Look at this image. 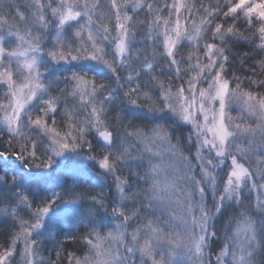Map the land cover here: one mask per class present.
<instances>
[{
	"label": "snow or ice",
	"instance_id": "snow-or-ice-1",
	"mask_svg": "<svg viewBox=\"0 0 264 264\" xmlns=\"http://www.w3.org/2000/svg\"><path fill=\"white\" fill-rule=\"evenodd\" d=\"M81 61L111 80L49 71ZM0 90V157L51 170L0 202L16 224L0 264L18 247L45 264L33 234L59 204L86 230L46 264H264V0H0ZM125 102L172 120L133 118ZM81 160L109 194L82 187ZM50 182L61 187L36 202Z\"/></svg>",
	"mask_w": 264,
	"mask_h": 264
},
{
	"label": "trees",
	"instance_id": "trees-1",
	"mask_svg": "<svg viewBox=\"0 0 264 264\" xmlns=\"http://www.w3.org/2000/svg\"><path fill=\"white\" fill-rule=\"evenodd\" d=\"M185 2L190 4L192 3L199 4L201 2L208 3L209 0H185ZM181 23H184V21L181 20ZM232 43L236 48H241V46H243V48L241 49L242 51L247 49V44L244 41L233 40ZM236 68L237 70H239V65H236ZM79 69L80 68L78 67L77 71ZM89 72L94 73L99 78L111 80V74L103 70H97V72H94L91 69L89 70ZM90 75L91 74H89V76ZM123 107L128 112V114H130L133 118H141L143 121L152 122L153 117H155L150 115V113L146 112L145 109L135 108L133 106L127 105L126 102L123 105ZM148 116L151 118H148ZM0 128H2L1 125ZM180 133L181 134L184 133L183 135L187 134V127L181 126ZM58 163L59 162H57V164L53 166L54 169H59L62 167L63 163H59V164ZM93 163L94 162L90 161L89 164L85 166L84 169L82 168L80 169V177H81L80 180L82 182V187L84 189L91 188L94 191H103L107 195L110 193V189L108 188V183L97 174V171L93 167ZM5 173H7V175H3ZM28 173H32L35 176L47 175L44 174L45 173L44 169H23L22 162L17 161L16 158L13 156H9L7 158L0 157V176H3V178L0 179V202L7 200L9 197H12L14 195L16 187H20L22 190H24L22 186L23 183L22 180L26 178ZM85 173L86 175L84 176ZM11 176H16L17 178L15 185L7 183V181L10 179ZM25 187H26L25 191H27L28 185H26ZM57 187L58 186H56V184L49 186L48 183L47 185L44 186L43 189H39V188L35 189L32 192V198L36 202H38L39 200L47 196H50L52 192L57 190ZM24 212L25 211L23 209L21 215L22 213L24 215ZM68 213H70V211ZM61 214L62 213H59L58 216ZM15 228H16V224L14 220L11 217H9L7 214L0 212V245L7 246V244L10 242V239L13 235ZM85 230H86L85 224L71 225L70 222L65 224L63 223L54 224L52 230H50L52 231V234L50 232L46 236V239L42 242L40 248V252L42 256L41 258H43L45 264L48 259H55L56 252L59 250L61 245L68 247V251L70 252L75 251L74 249L75 245L73 244L72 241L67 240L66 237L68 235L79 234L80 232H83ZM61 256L62 257L64 256L63 251H61ZM64 264H66V261L64 262Z\"/></svg>",
	"mask_w": 264,
	"mask_h": 264
},
{
	"label": "rangeland",
	"instance_id": "rangeland-1",
	"mask_svg": "<svg viewBox=\"0 0 264 264\" xmlns=\"http://www.w3.org/2000/svg\"><path fill=\"white\" fill-rule=\"evenodd\" d=\"M18 2H22V0H18ZM181 24H183V23H181ZM185 54H187V52H185ZM78 67L80 68L78 71L83 70V71L89 72V70L92 69L94 72H97V70H103V71L109 73V71L104 66L96 64L93 61L73 62L72 64H56V65H53L52 67H50L49 71H51L53 75L59 76V75L65 74L67 72H70L72 70L77 71ZM0 91H2V90H0ZM36 107H37V105L35 103L30 105V108L32 110H35ZM150 115L155 116V117H153V121L159 119V120H166V121L171 122V120H172L171 116L165 115L164 113H159V114L150 113ZM148 118H151V117L148 116ZM0 125L3 127L2 124H0ZM48 126L49 127H56L57 130H59V126L53 125L51 120H49ZM181 126H185V125L181 122H176L174 124V131L177 134H181L180 133ZM175 127H176V129H175ZM185 127H187V126H185ZM70 158H71L70 155L66 154L64 157L58 158L57 162L64 164V162ZM89 162L90 161H87V160H81L80 161V169L81 168L84 169L85 166H87L89 164ZM50 172H51L50 170H45L44 174L48 175ZM85 175H86V173L84 174V176ZM22 182H23L22 183L23 189L26 190V187H25L27 185L26 178L24 180H22ZM53 184H56V186H58L57 189L60 187V184L58 182H50L49 186H51ZM114 191H115V189L113 188L112 192L114 193ZM46 195H48V194H46ZM24 211H25L24 215L22 213V216L27 217L28 215H30V210L24 208ZM69 211H70V213H68ZM59 213H62V214L58 216ZM56 215H57V217H56ZM68 222H70L71 225L85 224V222H83L82 219L80 218L78 206L69 205V204H59L46 217L45 226L42 227L41 229L37 230V232H35L33 234V236H34V238L40 239L41 244H42V242L46 239V236L50 232L52 234V231H50V230H52L54 224H58V223L65 224ZM95 222H96L97 226H99L101 228H108V227H111L112 224L114 223V218L110 215V213H103V214L99 215L98 217H96ZM85 226H86V224H85ZM39 257L40 258L42 257L41 252H39ZM12 264H23V258L20 255L19 248L17 250V253L14 254V256L12 258Z\"/></svg>",
	"mask_w": 264,
	"mask_h": 264
}]
</instances>
